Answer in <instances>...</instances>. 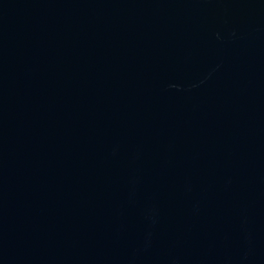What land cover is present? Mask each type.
Listing matches in <instances>:
<instances>
[{
  "label": "water",
  "instance_id": "1",
  "mask_svg": "<svg viewBox=\"0 0 264 264\" xmlns=\"http://www.w3.org/2000/svg\"><path fill=\"white\" fill-rule=\"evenodd\" d=\"M0 264H264V0H0Z\"/></svg>",
  "mask_w": 264,
  "mask_h": 264
}]
</instances>
